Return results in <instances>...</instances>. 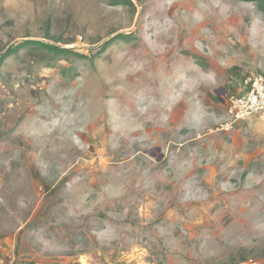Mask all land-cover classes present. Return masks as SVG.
<instances>
[{"label":"rangeland","instance_id":"1","mask_svg":"<svg viewBox=\"0 0 264 264\" xmlns=\"http://www.w3.org/2000/svg\"><path fill=\"white\" fill-rule=\"evenodd\" d=\"M262 7L0 0V264L264 263Z\"/></svg>","mask_w":264,"mask_h":264},{"label":"built area","instance_id":"2","mask_svg":"<svg viewBox=\"0 0 264 264\" xmlns=\"http://www.w3.org/2000/svg\"><path fill=\"white\" fill-rule=\"evenodd\" d=\"M226 109L222 130L234 128L237 122L251 116H264V74L255 73L246 76L243 86L235 94L226 96ZM238 264H264L263 262L247 260Z\"/></svg>","mask_w":264,"mask_h":264},{"label":"trees","instance_id":"3","mask_svg":"<svg viewBox=\"0 0 264 264\" xmlns=\"http://www.w3.org/2000/svg\"><path fill=\"white\" fill-rule=\"evenodd\" d=\"M257 1H259V0H257ZM260 1H262V2L264 3V0H260ZM262 9L264 10V7H262ZM36 43H38L40 46H42V47H44V48H47V49H50V50H53V51H61V50H58V48H57L56 46H53V45H51V44H46V43H44V42H36ZM20 47H22V46H20ZM15 51H17V49H16ZM11 52H12V51H9V52H7L6 54H4V55L1 57V59H0V66H1L2 62L4 61V59H5L6 57H8L9 55H11Z\"/></svg>","mask_w":264,"mask_h":264},{"label":"water","instance_id":"4","mask_svg":"<svg viewBox=\"0 0 264 264\" xmlns=\"http://www.w3.org/2000/svg\"><path fill=\"white\" fill-rule=\"evenodd\" d=\"M150 153L152 154V156L157 157L158 161H161L165 156L161 148H154L150 151Z\"/></svg>","mask_w":264,"mask_h":264},{"label":"crops","instance_id":"5","mask_svg":"<svg viewBox=\"0 0 264 264\" xmlns=\"http://www.w3.org/2000/svg\"><path fill=\"white\" fill-rule=\"evenodd\" d=\"M241 89V88H240ZM226 90V91H225ZM222 92V93H221ZM230 91L227 90L226 88H220V89H216V93H220L222 96L227 95V93H229Z\"/></svg>","mask_w":264,"mask_h":264}]
</instances>
